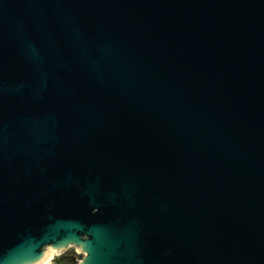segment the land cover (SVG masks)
<instances>
[{
  "label": "water",
  "instance_id": "water-1",
  "mask_svg": "<svg viewBox=\"0 0 264 264\" xmlns=\"http://www.w3.org/2000/svg\"><path fill=\"white\" fill-rule=\"evenodd\" d=\"M68 247L264 264V0H0V264Z\"/></svg>",
  "mask_w": 264,
  "mask_h": 264
},
{
  "label": "trees",
  "instance_id": "trees-1",
  "mask_svg": "<svg viewBox=\"0 0 264 264\" xmlns=\"http://www.w3.org/2000/svg\"><path fill=\"white\" fill-rule=\"evenodd\" d=\"M80 259L81 255L76 253L74 250H69L54 257L50 264H78Z\"/></svg>",
  "mask_w": 264,
  "mask_h": 264
},
{
  "label": "rangeland",
  "instance_id": "rangeland-1",
  "mask_svg": "<svg viewBox=\"0 0 264 264\" xmlns=\"http://www.w3.org/2000/svg\"><path fill=\"white\" fill-rule=\"evenodd\" d=\"M69 250H74L76 253H78L79 255H81V259L83 258V254L77 249V248H75V247H68V248H66L64 251H62V252H59L58 254H56L54 257H56V256H58V255H60V254H62V253H64V252H67V251H69ZM53 257V258H54ZM52 258V259H53ZM52 259H51V261H52ZM80 259V260H81ZM79 260V261H80ZM51 261L48 263V264H50L51 263Z\"/></svg>",
  "mask_w": 264,
  "mask_h": 264
},
{
  "label": "bare ground",
  "instance_id": "bare-ground-1",
  "mask_svg": "<svg viewBox=\"0 0 264 264\" xmlns=\"http://www.w3.org/2000/svg\"><path fill=\"white\" fill-rule=\"evenodd\" d=\"M59 253V252H58ZM58 253H52L51 254V256H50V259H49V261L48 262H46L45 264H48L50 261H51V259L56 255V254H58Z\"/></svg>",
  "mask_w": 264,
  "mask_h": 264
}]
</instances>
